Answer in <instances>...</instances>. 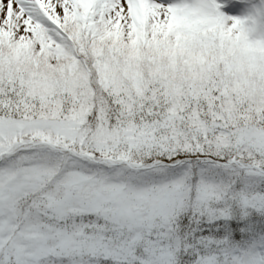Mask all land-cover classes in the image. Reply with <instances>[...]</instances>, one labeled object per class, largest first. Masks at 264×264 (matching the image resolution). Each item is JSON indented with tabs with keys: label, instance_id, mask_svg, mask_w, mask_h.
<instances>
[{
	"label": "snow or ice",
	"instance_id": "6c2138e0",
	"mask_svg": "<svg viewBox=\"0 0 264 264\" xmlns=\"http://www.w3.org/2000/svg\"><path fill=\"white\" fill-rule=\"evenodd\" d=\"M221 7L0 0V264H264V38Z\"/></svg>",
	"mask_w": 264,
	"mask_h": 264
},
{
	"label": "clouds",
	"instance_id": "9594fccd",
	"mask_svg": "<svg viewBox=\"0 0 264 264\" xmlns=\"http://www.w3.org/2000/svg\"><path fill=\"white\" fill-rule=\"evenodd\" d=\"M250 6L239 18L244 21V26L250 36L255 39L264 38V0L258 3H251V0H245Z\"/></svg>",
	"mask_w": 264,
	"mask_h": 264
},
{
	"label": "rangeland",
	"instance_id": "374dc122",
	"mask_svg": "<svg viewBox=\"0 0 264 264\" xmlns=\"http://www.w3.org/2000/svg\"><path fill=\"white\" fill-rule=\"evenodd\" d=\"M232 2L233 3L230 6L227 5V7H226V11H227V13L229 12V15L236 17L237 12L235 11V8L238 6L240 7L239 9H237L238 12H242V13L245 12V9L247 7V3L245 2V0H234ZM238 17H240V16H238ZM230 22H232V21L230 20Z\"/></svg>",
	"mask_w": 264,
	"mask_h": 264
}]
</instances>
